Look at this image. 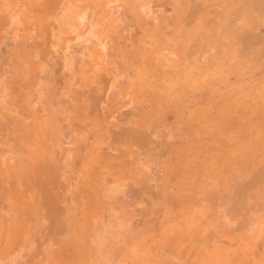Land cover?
I'll return each mask as SVG.
<instances>
[{"label":"rangeland","instance_id":"obj_1","mask_svg":"<svg viewBox=\"0 0 264 264\" xmlns=\"http://www.w3.org/2000/svg\"><path fill=\"white\" fill-rule=\"evenodd\" d=\"M65 1L0 0V254L264 264V0Z\"/></svg>","mask_w":264,"mask_h":264},{"label":"crops","instance_id":"obj_2","mask_svg":"<svg viewBox=\"0 0 264 264\" xmlns=\"http://www.w3.org/2000/svg\"><path fill=\"white\" fill-rule=\"evenodd\" d=\"M64 3H68V5H73L74 3H72L71 1H65ZM71 12H73L74 14V10L71 8ZM72 14V15H73ZM71 15V16H72ZM18 27V16H11L10 17V21L7 27V32L10 30H14L15 28ZM63 30H60V32L52 35L51 33V40L54 43H57L60 38L61 35L63 33ZM92 30H88V32L90 33ZM96 35V34H94ZM54 36V38L52 39V37ZM97 36V35H96ZM95 40V39H94ZM68 43L65 45V47L60 51V56H61V66L65 67V68H69L70 70H73L71 73L68 71L66 74H68V77L66 79V86L65 89L63 91V96L66 98H70L72 97V93H73V84H74V80L79 77L82 79V73L80 72V70L75 71V66L77 64L76 60L73 58V55L70 53L71 50V46H67ZM67 47V58H68V62H66V64L68 65H62V54L64 49H66ZM52 49L55 50L57 49L56 45L52 46ZM16 65V63H15ZM61 67V70H62ZM62 72V71H61ZM45 74H43L41 77L44 78ZM120 81H118L117 83H119ZM40 87H41V83L38 84L37 88H36V92L37 93H42L40 91ZM5 100L6 102V96L4 99V96L1 98V102L3 103ZM10 157H14L15 154L11 152V154L9 155ZM5 158H3L4 160ZM54 166H52L51 168V174L53 176V178H57V180L59 181V183L61 184L63 183H67V179H70L71 176L73 175V155L72 153L69 151H67V153H64L62 155V157L60 158L59 162H56V164H52ZM54 168V169H53ZM144 171H147V166L143 167ZM55 170V171H54ZM58 173V174H57ZM73 177V176H72ZM60 187H58L59 190ZM61 193L59 194V199L57 201L58 204H60L61 208L64 210L65 212V223L67 226V229L70 230L73 225L75 223H77V216L78 214H84L85 213V206L84 204L81 203L77 204V198H76V194L73 190H71V186L68 184L66 187H61ZM109 190H106L107 193ZM76 225V224H75ZM32 262V263H28V262ZM55 258L51 253H24L23 252V248H20L18 251L14 252L13 254H10L8 256H4L3 253L0 254V264H54Z\"/></svg>","mask_w":264,"mask_h":264},{"label":"bare ground","instance_id":"obj_3","mask_svg":"<svg viewBox=\"0 0 264 264\" xmlns=\"http://www.w3.org/2000/svg\"><path fill=\"white\" fill-rule=\"evenodd\" d=\"M258 7V6H257ZM255 10H256V8H255ZM96 29V28H95ZM89 30H91V28H89ZM92 32V31H91ZM246 31L244 30L242 33H245ZM249 32V31H248ZM250 33V32H249ZM249 33H247L246 32V34L245 35H247L248 34V36H250V34ZM253 33V32H252ZM255 34V33H254ZM253 34V35H254ZM239 35V34H238ZM244 35V36H245ZM256 35H257V33H256ZM94 36H96V35H94ZM101 36H103V32L102 33H99L98 35H97V38L99 37V38H101ZM107 35H104V37L102 38V41H101V44H100V47H101V49L103 50V51H106L107 49H108V45H109V38L108 37H106ZM264 36V35H263ZM237 37V36H236ZM104 38H106V39H104ZM253 38V37H252ZM257 38V37H256ZM236 39V38H235ZM248 39V38H247ZM246 39V40H247ZM250 39H251V37H250ZM237 40H241V38H240V35H239V38H237ZM236 40V41H237ZM249 40V39H248ZM247 40V41H248ZM242 41V40H241ZM251 41V40H250ZM242 43H244V41L242 42ZM55 164H56V162H55ZM54 169V168H53ZM55 171V170H54ZM52 174H54V173H52ZM58 174V173H57ZM120 187V186H119ZM117 189H118V186H117ZM120 189V188H119Z\"/></svg>","mask_w":264,"mask_h":264}]
</instances>
